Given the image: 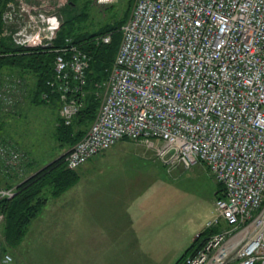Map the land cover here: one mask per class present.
Listing matches in <instances>:
<instances>
[{
	"label": "built area",
	"instance_id": "built-area-1",
	"mask_svg": "<svg viewBox=\"0 0 264 264\" xmlns=\"http://www.w3.org/2000/svg\"><path fill=\"white\" fill-rule=\"evenodd\" d=\"M34 1H7L1 35L53 46L62 25L54 4L66 0ZM121 31L98 112L67 152V168L125 138L145 142L170 166L204 162L220 186L218 215L208 221L218 230L183 264H264V0H135ZM54 52L49 85L70 124L83 105L90 56L70 42ZM15 192L1 187L0 198ZM0 259H11L1 247Z\"/></svg>",
	"mask_w": 264,
	"mask_h": 264
},
{
	"label": "rangeland",
	"instance_id": "rangeland-1",
	"mask_svg": "<svg viewBox=\"0 0 264 264\" xmlns=\"http://www.w3.org/2000/svg\"><path fill=\"white\" fill-rule=\"evenodd\" d=\"M45 1L35 0L34 4L45 6ZM70 1L66 0L60 7L56 5L57 2L54 4L61 24L70 15H80L84 19L83 26L91 30L98 29L105 22L120 20L127 14L130 16L135 3V0H112L108 3L80 0L73 4ZM13 43L17 45L14 41ZM2 74L4 79L2 81L0 76V96L5 99H0V178L4 180L2 185L12 183L11 185L17 186L57 157L67 154L74 145L58 135L62 117L57 105L32 101L28 94L29 79H24L18 72L3 69ZM105 82L103 80L98 84L101 97L106 87ZM113 146L118 147L103 159V163H110V169L105 173L110 177L113 174L114 177L123 178L121 180H133L132 184L144 186L142 195L146 201L154 202L156 198L158 202L157 214L168 213L165 215L167 231L151 246L149 257L138 250L141 260L134 258L120 263L113 260V264H174L193 244L195 235L208 229V221L218 215L215 205L216 192L220 187L218 182L204 162L199 161L190 166H170L141 140L125 138L111 147ZM12 152L17 153L18 158L11 160L9 155ZM74 171L78 175V169ZM76 184L77 180L71 186ZM64 190L48 194L43 207L33 219L36 221L34 227L31 228V222L18 238L7 234L5 217L0 220L1 253L5 251L11 255L9 261L0 259V264H35L36 261L38 264H48L45 260L46 251L41 246L46 231L38 229L37 225H46V218L40 216H45L49 202L50 210L61 205V201L57 202L55 198ZM162 204L166 207H161ZM170 204L172 207H168ZM149 209L146 212L149 213ZM42 230L45 233H41ZM108 252L106 257L114 251ZM38 253L40 260L36 258ZM55 264L61 263L56 260Z\"/></svg>",
	"mask_w": 264,
	"mask_h": 264
},
{
	"label": "crops",
	"instance_id": "crops-1",
	"mask_svg": "<svg viewBox=\"0 0 264 264\" xmlns=\"http://www.w3.org/2000/svg\"><path fill=\"white\" fill-rule=\"evenodd\" d=\"M116 147L78 167L77 184L55 198L61 205L50 210L49 202L45 216H40L46 218V225L37 228L46 231H41L46 234L41 246L48 264H55L56 260L61 264L141 260L138 252L149 257L151 246L167 231V211L157 214L158 202L156 198L154 202L146 201L142 195L144 186L105 173L110 163H103V159ZM35 222L32 220L31 228ZM202 232L195 235L194 241ZM108 251L114 252L106 257ZM39 255L37 260L41 259Z\"/></svg>",
	"mask_w": 264,
	"mask_h": 264
},
{
	"label": "trees",
	"instance_id": "trees-1",
	"mask_svg": "<svg viewBox=\"0 0 264 264\" xmlns=\"http://www.w3.org/2000/svg\"><path fill=\"white\" fill-rule=\"evenodd\" d=\"M7 1L0 0V76L3 81L2 70L8 69L18 72L24 79H29L28 94L32 101L55 104L59 109L61 107L59 91L49 85L55 71V47L65 45L67 42L74 43L90 56L83 105L70 124H65L61 118L57 130L62 139L74 145L86 134L96 117L101 97L98 84L108 78L122 38L121 27L129 15L115 22H105L94 30L83 26L84 19L80 15H70L58 30L53 46L21 47L14 45L10 38L1 35V13ZM70 2L79 3L80 0ZM107 33L111 34V41L108 43L100 39ZM44 93L47 97H43ZM65 156L66 154L57 157L17 186L11 185L12 183L2 185L4 180L0 178V188L15 187L16 190L11 198H0V213H3L7 220V234L10 237L18 238L24 233L43 207L49 193L67 189L77 180L78 175L74 171L76 169L67 168ZM217 230L218 228H208L203 231L175 264H183L185 258L192 255L205 238Z\"/></svg>",
	"mask_w": 264,
	"mask_h": 264
},
{
	"label": "bare ground",
	"instance_id": "bare-ground-1",
	"mask_svg": "<svg viewBox=\"0 0 264 264\" xmlns=\"http://www.w3.org/2000/svg\"><path fill=\"white\" fill-rule=\"evenodd\" d=\"M54 72V71H53ZM100 96H101V94H100ZM98 98V97H97Z\"/></svg>",
	"mask_w": 264,
	"mask_h": 264
}]
</instances>
